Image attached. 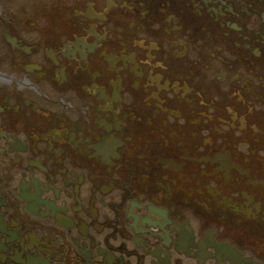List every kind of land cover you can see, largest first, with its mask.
Listing matches in <instances>:
<instances>
[{
    "label": "flooded vegetation",
    "instance_id": "obj_1",
    "mask_svg": "<svg viewBox=\"0 0 264 264\" xmlns=\"http://www.w3.org/2000/svg\"><path fill=\"white\" fill-rule=\"evenodd\" d=\"M0 264H264V0H0Z\"/></svg>",
    "mask_w": 264,
    "mask_h": 264
}]
</instances>
